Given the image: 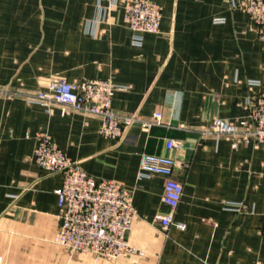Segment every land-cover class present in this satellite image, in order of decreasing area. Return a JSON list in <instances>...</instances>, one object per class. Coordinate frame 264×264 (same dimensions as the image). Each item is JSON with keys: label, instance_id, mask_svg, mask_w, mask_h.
<instances>
[{"label": "crops", "instance_id": "0c3cea01", "mask_svg": "<svg viewBox=\"0 0 264 264\" xmlns=\"http://www.w3.org/2000/svg\"><path fill=\"white\" fill-rule=\"evenodd\" d=\"M151 1L160 30L138 35L120 0H0V264H264V141L233 147L202 133L215 117L246 118L264 92V37L242 0ZM52 77L111 79L126 87L115 110L146 120L160 112L163 122L104 136L97 114L26 99ZM40 131L97 180L132 192L135 253L102 258L56 241L63 174L35 163ZM169 139L183 147L168 150ZM143 154L178 161L184 191L165 230L155 216L170 212L166 177L139 178Z\"/></svg>", "mask_w": 264, "mask_h": 264}, {"label": "built area", "instance_id": "2783aa9c", "mask_svg": "<svg viewBox=\"0 0 264 264\" xmlns=\"http://www.w3.org/2000/svg\"><path fill=\"white\" fill-rule=\"evenodd\" d=\"M120 2L124 20L136 34L160 30L162 8L159 4L151 0ZM242 4L264 37V0H242ZM139 38L136 40L140 41ZM120 89L126 87L111 79L69 82L62 77H52L47 88L26 99L43 105L49 111L51 104L56 102L63 105L64 112L70 106L85 113L97 114L102 118L101 133L117 140H123L128 128L135 122L145 129L163 122L160 112H155L146 120L137 114L125 115L115 110L112 100L115 92ZM247 104L249 113L246 118L233 120L215 117L202 133L226 135L233 141V147H237L240 141L263 142L264 92L253 96ZM36 141L35 163L47 173L63 174L61 186L54 190L58 197L60 220L56 241L71 251L93 253L102 258L135 253L136 247L126 237L137 215L132 192L115 180H97L79 161L67 156L48 131L38 132ZM182 147V140L167 141L168 150ZM177 165L178 161L170 155L143 154L140 160L139 178L151 174L166 177L162 200L169 206L170 212L155 216L156 222L164 230L175 223L174 211L184 191L183 184L173 177Z\"/></svg>", "mask_w": 264, "mask_h": 264}]
</instances>
